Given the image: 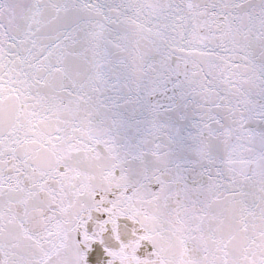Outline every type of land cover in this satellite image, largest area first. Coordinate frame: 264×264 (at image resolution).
<instances>
[{"label": "snow or ice", "instance_id": "6c2138e0", "mask_svg": "<svg viewBox=\"0 0 264 264\" xmlns=\"http://www.w3.org/2000/svg\"><path fill=\"white\" fill-rule=\"evenodd\" d=\"M0 264H264V0H0Z\"/></svg>", "mask_w": 264, "mask_h": 264}]
</instances>
